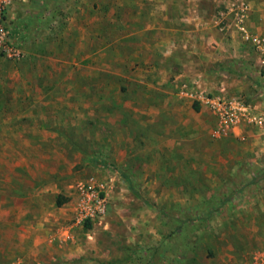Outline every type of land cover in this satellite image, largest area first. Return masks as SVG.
<instances>
[{
	"label": "rangeland",
	"instance_id": "obj_1",
	"mask_svg": "<svg viewBox=\"0 0 264 264\" xmlns=\"http://www.w3.org/2000/svg\"><path fill=\"white\" fill-rule=\"evenodd\" d=\"M232 1L7 4L0 264H264V128L200 99L264 111Z\"/></svg>",
	"mask_w": 264,
	"mask_h": 264
},
{
	"label": "built area",
	"instance_id": "obj_2",
	"mask_svg": "<svg viewBox=\"0 0 264 264\" xmlns=\"http://www.w3.org/2000/svg\"><path fill=\"white\" fill-rule=\"evenodd\" d=\"M11 0H0V54L9 60H18L21 57V49L10 40V33L4 11ZM249 6L244 1L235 0L229 4L226 12L217 15L220 31L225 29L223 19L225 14L231 16L234 29L240 34L241 41L251 48L256 62L264 71V26L260 33L251 32L245 25L248 18ZM201 101L209 104L219 127L222 129L236 130L239 125H248L254 128H264V111L256 106L239 100H228L222 97H202Z\"/></svg>",
	"mask_w": 264,
	"mask_h": 264
},
{
	"label": "crops",
	"instance_id": "obj_3",
	"mask_svg": "<svg viewBox=\"0 0 264 264\" xmlns=\"http://www.w3.org/2000/svg\"><path fill=\"white\" fill-rule=\"evenodd\" d=\"M239 1H244L249 6L248 18L245 21L246 27L253 33H260L264 26V11L262 10L261 3L258 2L259 0H239ZM230 3L231 2L227 3V8L229 7ZM230 18L231 16L228 17V19ZM229 33L231 36L230 37L231 38L230 39V50H232L233 48H237L238 51H240V45H239V42H237L238 32L234 28H231ZM260 96L264 98V92H261Z\"/></svg>",
	"mask_w": 264,
	"mask_h": 264
},
{
	"label": "trees",
	"instance_id": "obj_4",
	"mask_svg": "<svg viewBox=\"0 0 264 264\" xmlns=\"http://www.w3.org/2000/svg\"><path fill=\"white\" fill-rule=\"evenodd\" d=\"M10 38H11V37H10ZM195 108H196V110L198 109V107H197V106H196ZM263 176H264V172H263ZM263 176H262V177H263ZM262 177H261V178H262Z\"/></svg>",
	"mask_w": 264,
	"mask_h": 264
}]
</instances>
